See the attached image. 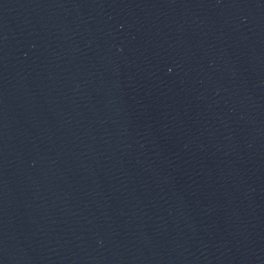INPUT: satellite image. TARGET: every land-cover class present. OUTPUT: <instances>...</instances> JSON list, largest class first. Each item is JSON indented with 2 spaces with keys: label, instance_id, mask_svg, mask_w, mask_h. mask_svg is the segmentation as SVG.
<instances>
[{
  "label": "water",
  "instance_id": "95a60500",
  "mask_svg": "<svg viewBox=\"0 0 264 264\" xmlns=\"http://www.w3.org/2000/svg\"><path fill=\"white\" fill-rule=\"evenodd\" d=\"M0 264H264V0H0Z\"/></svg>",
  "mask_w": 264,
  "mask_h": 264
}]
</instances>
